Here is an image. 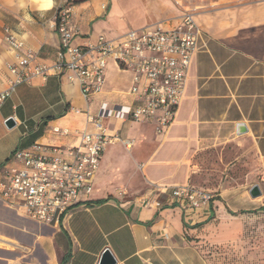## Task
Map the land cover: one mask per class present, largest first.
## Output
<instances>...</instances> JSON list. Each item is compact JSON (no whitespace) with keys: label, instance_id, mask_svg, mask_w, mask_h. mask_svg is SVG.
Returning <instances> with one entry per match:
<instances>
[{"label":"crops","instance_id":"0c3cea01","mask_svg":"<svg viewBox=\"0 0 264 264\" xmlns=\"http://www.w3.org/2000/svg\"><path fill=\"white\" fill-rule=\"evenodd\" d=\"M42 2L0 0V94L16 79L8 35L32 49L37 63L55 65L60 37L54 23L63 7L71 8L78 29L75 44L100 36L116 41L148 25L172 27L190 12L207 46L193 56L166 132L158 133L155 122L122 116L102 122L122 140L106 148L92 194L60 225L39 224L0 198V264H101L106 249L115 264H211L213 246L235 241L246 210L262 209L264 201L250 196L251 187L236 186L213 191L204 209L184 210L163 188L197 186L193 178L234 143L243 149L251 141L264 155V0H54L49 10ZM50 73L46 80L37 76L16 85L0 102V182L15 151L37 143L74 145L81 136L76 131L100 129L84 112L73 111L89 107L79 84L53 68ZM132 83L130 71L111 63L90 110L96 113L102 102L134 105ZM9 117L13 128L5 124ZM240 124L247 131L239 133ZM55 127L71 133H56Z\"/></svg>","mask_w":264,"mask_h":264},{"label":"built area","instance_id":"2783aa9c","mask_svg":"<svg viewBox=\"0 0 264 264\" xmlns=\"http://www.w3.org/2000/svg\"><path fill=\"white\" fill-rule=\"evenodd\" d=\"M54 29L60 37L55 65L35 61L34 51L9 34L16 62L10 70L16 75L12 86L0 94L7 99L16 85L34 77L46 80L52 68L70 82H76L89 104L84 112L89 123L100 125L96 132L76 131L80 142L74 145L37 143L13 153L9 165L2 171L0 198L25 217L43 225L58 226L77 204L86 202L93 192L106 148L118 140L102 125L111 117H126L135 121L155 122L158 133L172 124L183 99L193 56L206 48L203 31L194 15L185 12L178 23L165 28L160 24L130 29L119 40L100 36L95 43L75 44L77 27L71 20V8L59 10ZM111 63L121 71H130L133 83L130 94L134 105H110L102 102L99 110H90L92 98L104 90ZM56 133L68 135L69 128L55 127ZM127 146L131 142L124 140ZM170 199L184 210L204 209L215 193L194 185L164 187Z\"/></svg>","mask_w":264,"mask_h":264},{"label":"rangeland","instance_id":"374dc122","mask_svg":"<svg viewBox=\"0 0 264 264\" xmlns=\"http://www.w3.org/2000/svg\"><path fill=\"white\" fill-rule=\"evenodd\" d=\"M209 169L194 177L192 183L220 194L236 186L246 191L258 184L262 194L255 199L264 201V155L251 141L243 149L235 143L229 146L211 160ZM246 211L250 214L243 222L241 235L231 243L211 247V264H264V209Z\"/></svg>","mask_w":264,"mask_h":264},{"label":"water","instance_id":"95a60500","mask_svg":"<svg viewBox=\"0 0 264 264\" xmlns=\"http://www.w3.org/2000/svg\"><path fill=\"white\" fill-rule=\"evenodd\" d=\"M5 124L8 128H13L16 125V121L14 117H9L6 119ZM245 131H247V128L245 127V125L240 124L238 126V132L243 133ZM249 193L251 197L256 198L262 194L261 187L258 184L253 185L250 188ZM115 263H116L115 257L113 256V254L111 253L109 249H106L101 259V264H115Z\"/></svg>","mask_w":264,"mask_h":264},{"label":"clouds","instance_id":"9594fccd","mask_svg":"<svg viewBox=\"0 0 264 264\" xmlns=\"http://www.w3.org/2000/svg\"><path fill=\"white\" fill-rule=\"evenodd\" d=\"M40 7L43 10H49L54 7V0H43V2L40 4Z\"/></svg>","mask_w":264,"mask_h":264},{"label":"trees","instance_id":"16d2710c","mask_svg":"<svg viewBox=\"0 0 264 264\" xmlns=\"http://www.w3.org/2000/svg\"><path fill=\"white\" fill-rule=\"evenodd\" d=\"M211 191V190H210ZM213 192V191H212ZM262 209H264V207L262 208Z\"/></svg>","mask_w":264,"mask_h":264}]
</instances>
